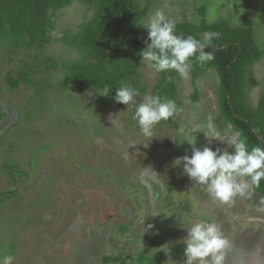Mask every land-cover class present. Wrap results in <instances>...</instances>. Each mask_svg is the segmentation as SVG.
I'll return each mask as SVG.
<instances>
[{
    "label": "rangeland",
    "instance_id": "obj_1",
    "mask_svg": "<svg viewBox=\"0 0 264 264\" xmlns=\"http://www.w3.org/2000/svg\"><path fill=\"white\" fill-rule=\"evenodd\" d=\"M135 1L145 10L137 24L143 30L156 10L175 22H198L200 6L207 20L210 9L232 26L252 19L262 56L250 67L258 84L246 94L257 107L264 94V0ZM92 13L82 0L52 11L41 49L13 48L0 35V257L13 256L12 264H183L182 221L210 220L228 241L225 264H264V197L251 188L222 204L173 165L191 155V124L212 117L223 139L239 138L219 115L215 69L195 81L191 69L187 78L178 74L180 109L145 137L132 115L152 97L159 78L153 68L140 62L127 81L140 93L131 107L90 89L75 91L68 81V64L85 53L66 35ZM8 73L27 81L12 88ZM193 135L196 147H227L202 130ZM147 225L154 227L145 231Z\"/></svg>",
    "mask_w": 264,
    "mask_h": 264
},
{
    "label": "trees",
    "instance_id": "obj_2",
    "mask_svg": "<svg viewBox=\"0 0 264 264\" xmlns=\"http://www.w3.org/2000/svg\"><path fill=\"white\" fill-rule=\"evenodd\" d=\"M73 0H0V35L11 42L13 48L34 47L41 49L49 41L50 13L69 5ZM93 9L92 17L71 34L69 41L84 50L81 61L68 64V81L75 91L90 89L101 98H114L116 88L127 84L136 76L141 62L140 52L145 48L147 30L138 27L145 10L135 0H82ZM198 22L182 20L176 23L177 34L192 35L201 39L206 31L220 36L213 39L206 51L213 52L215 59L201 64L195 57L191 60L193 81L205 70L217 72L219 85L216 96L220 117L231 124L251 149L264 147V94L257 107L249 103L246 88L256 86L258 81L250 67L261 58L262 50L254 39L253 21L245 26H232L220 18L208 23L205 8L200 6ZM7 82L14 88L27 78L7 74ZM178 73L159 72L158 82L151 96L177 99ZM112 91L108 96L99 92L106 86ZM165 122V121H161ZM258 130V131H257ZM264 197V179L259 187H253ZM119 264H126L120 259ZM142 264H156L154 261Z\"/></svg>",
    "mask_w": 264,
    "mask_h": 264
},
{
    "label": "clouds",
    "instance_id": "obj_3",
    "mask_svg": "<svg viewBox=\"0 0 264 264\" xmlns=\"http://www.w3.org/2000/svg\"><path fill=\"white\" fill-rule=\"evenodd\" d=\"M217 18L214 10H209L208 23ZM147 29L148 36L145 48L140 52L142 64L153 68L156 72L175 71L182 78H187L193 57L201 64L215 59L213 52L206 51L213 39L220 36L215 31H206L201 39L192 35L177 34L176 23L169 19L164 11L156 10L141 24ZM112 87L106 85L99 93L108 96ZM139 91L131 85L118 86L114 99L131 107ZM176 102L172 99H161L159 96L145 97L136 104L132 119L145 137L153 135L154 127L161 121H167L177 113ZM204 131L209 140L218 139L226 143L224 149L204 146L196 147L193 133ZM258 131V130H257ZM191 137V138H188ZM186 142L192 145L191 155L185 154L173 161L174 166L183 167V173L191 181L204 187L222 204L231 203L237 196L250 195V189L259 187L264 179V147L259 145L248 148L244 139H223L216 131L212 117L204 125L191 124L188 128ZM232 149V151H229ZM157 213V212H155ZM153 213V214H155ZM187 236L184 244L183 264H225V249L228 241L223 238L219 226L210 220L185 223ZM145 227V226H144ZM154 227L147 225L145 231ZM144 231V232H145ZM168 251V246H162ZM173 261L169 259L167 264ZM13 256L0 257V264H12Z\"/></svg>",
    "mask_w": 264,
    "mask_h": 264
}]
</instances>
